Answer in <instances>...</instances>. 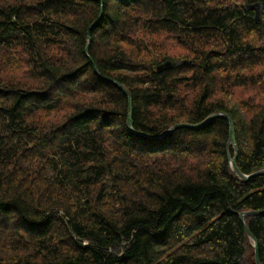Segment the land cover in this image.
Instances as JSON below:
<instances>
[{"label": "trees", "instance_id": "obj_1", "mask_svg": "<svg viewBox=\"0 0 264 264\" xmlns=\"http://www.w3.org/2000/svg\"><path fill=\"white\" fill-rule=\"evenodd\" d=\"M220 112L236 154L221 116L156 138ZM234 154L264 169V0H0V264H255Z\"/></svg>", "mask_w": 264, "mask_h": 264}, {"label": "water", "instance_id": "obj_2", "mask_svg": "<svg viewBox=\"0 0 264 264\" xmlns=\"http://www.w3.org/2000/svg\"><path fill=\"white\" fill-rule=\"evenodd\" d=\"M258 4H254V5H251L250 8H256V13H255V19L256 17H258L259 15V11H258ZM258 8V9H257ZM258 19V18H257ZM256 19V20H257ZM87 38H88V43L90 41V38L89 36L87 35ZM88 45H86L85 47V50L87 49ZM171 67V62L170 61H164L163 63L159 64L157 67H156V70L157 71H162L164 69H167V68H170ZM96 70V69H95ZM120 90H122V92L126 95L127 97V100H128V103H127V119H126V125L127 127L130 129V130H133L132 129V120H131V96H130V93L128 90H126L121 84H119L117 81H112ZM218 116H221V117H224L227 119L228 121V141L229 143L232 144L233 146V149H234V153L236 154V141H235V136H234V128H233V122H232V119L224 112H220V113H213L211 115H209L208 117H206L204 120H202L201 122L197 123V124H188V123H177V124H174L172 125L169 129H167L165 132H163L162 134L156 136V138L158 137H162L164 135H167V134H170L172 133L176 128H179V127H188V128H198V127H201L203 126L204 124H206L207 122H209L210 120L218 117ZM150 137V136H149ZM235 154L232 158H229V164L231 165L232 169L239 175L240 178L242 179H248V178H251L253 176H256L258 174H261L264 172V169H261V170H258V171H255L251 174H248V175H245V174H242L239 172V170L237 169V166L235 164ZM264 211H260V210H254V211H248V212H242L240 213V220L243 224V229L244 231L246 232V234L252 239L253 241V247H254V256H255V264H259V261H258V254H257V243H256V240L255 238L250 234L249 230L247 229L245 223H244V220H243V216L244 215H249V214H260V213H263Z\"/></svg>", "mask_w": 264, "mask_h": 264}, {"label": "rangeland", "instance_id": "obj_3", "mask_svg": "<svg viewBox=\"0 0 264 264\" xmlns=\"http://www.w3.org/2000/svg\"><path fill=\"white\" fill-rule=\"evenodd\" d=\"M258 8H259V7H258ZM258 8H257V9H258Z\"/></svg>", "mask_w": 264, "mask_h": 264}]
</instances>
